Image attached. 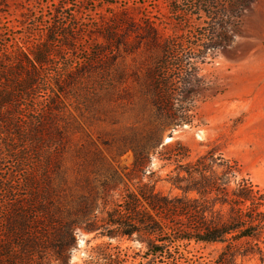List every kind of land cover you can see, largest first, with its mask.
I'll use <instances>...</instances> for the list:
<instances>
[{"label":"trees","instance_id":"obj_1","mask_svg":"<svg viewBox=\"0 0 264 264\" xmlns=\"http://www.w3.org/2000/svg\"><path fill=\"white\" fill-rule=\"evenodd\" d=\"M67 5L68 0L52 4L46 20L28 7L19 21H29L24 36L11 42L17 32L7 27L5 37L0 34V264H69L78 232L137 240L144 251L136 253L141 258L136 264H242L239 258L248 255H258L257 264H264V192L234 159L214 147L192 155L175 141L157 153L173 165L167 180L181 193L156 191L153 171L143 181L147 149L160 143L163 128L188 122V108L176 103L186 92L177 83L187 82L193 72L187 61L173 54L158 58L144 75L150 118L132 126L129 135L103 138L104 145L116 144L113 163L122 152H133L125 175L134 180L133 190L111 186L120 178L118 167L91 150V141L82 146L73 140L67 106L80 103L78 83L85 85L86 102L96 96L95 80L88 75L80 81L79 71L108 60L106 54L127 51L122 35L131 18L124 6L111 8L95 28L68 13ZM207 5V15L216 19L221 4ZM94 31L105 44L97 46ZM163 46L170 49L168 43ZM124 76L104 71L97 84L111 97H121L116 84ZM191 242L218 246L215 257L189 255ZM90 259L93 264L126 262L105 251Z\"/></svg>","mask_w":264,"mask_h":264},{"label":"rangeland","instance_id":"obj_2","mask_svg":"<svg viewBox=\"0 0 264 264\" xmlns=\"http://www.w3.org/2000/svg\"><path fill=\"white\" fill-rule=\"evenodd\" d=\"M111 1L68 0V13L74 12L75 18L83 24L93 22L95 28L109 18L111 8L119 10L124 6L131 18L122 35L127 51L106 54L108 60H97L89 70L79 71L80 81L88 75L95 80L96 96L86 102L82 98L85 85L78 83L80 103L75 108L67 106L75 130L73 140L82 146L91 141V150L100 151L107 164L118 167L120 178L111 186L118 183L119 190H133L134 180L125 177L132 167L133 152H122L113 163L116 144L104 145L103 138L129 135L132 126L140 127L150 118L151 94L146 92L145 72L150 66L156 67V60L163 54H173L193 68L187 82L177 83L186 92L175 101L188 108L189 118L188 122H171L165 126L159 136L160 143L147 149L143 181L148 180V173L153 171L156 191L169 196L181 193L167 180L173 165L159 159L161 156L157 153H165L168 145L180 141L192 155L214 147L217 153L234 159L242 173L264 192V0H115L114 4L109 3ZM208 1L221 4L216 19L207 15ZM57 2L0 0V34L6 35L3 27L16 31L11 34V42H14L16 37L25 35L23 26L29 21L24 25L19 21L28 7L35 16L46 20L50 18L47 14L52 4ZM93 37L97 46L105 44L98 31H94ZM167 43L170 49L162 47ZM104 71H120L125 75L116 84L117 96L121 97H116V93L111 97L97 84ZM111 77L109 74L106 78ZM38 95L39 99L45 98L41 90ZM112 118L119 122L112 124ZM217 248L192 242L186 247L189 255L201 256L204 260L214 258ZM102 251L124 258L126 262L122 264H136L141 260L136 253L142 254L144 250L137 240L78 232L69 264H93L91 256ZM239 261L257 264L258 255L244 256ZM50 264L57 261L51 260Z\"/></svg>","mask_w":264,"mask_h":264}]
</instances>
